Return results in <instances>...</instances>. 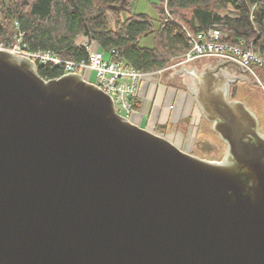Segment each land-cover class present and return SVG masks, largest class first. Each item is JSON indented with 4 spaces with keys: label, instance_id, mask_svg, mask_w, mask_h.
<instances>
[{
    "label": "water",
    "instance_id": "water-1",
    "mask_svg": "<svg viewBox=\"0 0 264 264\" xmlns=\"http://www.w3.org/2000/svg\"><path fill=\"white\" fill-rule=\"evenodd\" d=\"M237 116L224 157L200 158L0 48V264H264V139Z\"/></svg>",
    "mask_w": 264,
    "mask_h": 264
},
{
    "label": "trees",
    "instance_id": "trees-1",
    "mask_svg": "<svg viewBox=\"0 0 264 264\" xmlns=\"http://www.w3.org/2000/svg\"><path fill=\"white\" fill-rule=\"evenodd\" d=\"M134 2L0 0V44L8 45L17 22L28 50H49L81 60L87 52L75 40L84 34L98 43L105 56L115 55L135 69L149 71L188 49L186 31L194 34L215 27L225 41L243 43L264 58V0H160L155 4L157 19L134 12ZM165 8L171 15L167 21ZM148 37H152V46H141ZM37 73L44 79L62 74L60 68L51 66H38ZM258 77L264 81V71L258 70ZM166 129L165 124H157L155 132L165 133Z\"/></svg>",
    "mask_w": 264,
    "mask_h": 264
},
{
    "label": "built area",
    "instance_id": "built-area-1",
    "mask_svg": "<svg viewBox=\"0 0 264 264\" xmlns=\"http://www.w3.org/2000/svg\"><path fill=\"white\" fill-rule=\"evenodd\" d=\"M169 19H171V15L165 8V20ZM75 43L85 48L87 52L86 59H66L49 50H28L24 44V32L15 22V31L11 35L10 42L7 46L0 44V48L28 59L36 67L51 66L60 68L62 72L60 76L78 75L87 83H90L88 82L89 75L94 72L96 79L91 84L112 98L114 109L118 114L139 127L142 125L143 120L142 97L150 79L159 77L177 66L202 58L238 63L246 73L254 78L264 97V81L257 74L258 70L264 71V58L250 48L245 47L243 43L240 45L225 41L222 31L215 27L194 35L188 34L189 47L184 53L171 58L163 67L149 71L135 69L115 55L106 58L99 49L98 43L87 35H79ZM188 96L187 103L184 106V118L194 116L191 110V107H193L192 98L190 95ZM136 103L139 104L138 108L135 107ZM190 123H193V121ZM156 125L153 128L154 132ZM189 128L188 126L187 132L184 134L187 138H191ZM155 133L164 136L163 133ZM180 149L185 152L189 150L186 148Z\"/></svg>",
    "mask_w": 264,
    "mask_h": 264
},
{
    "label": "rangeland",
    "instance_id": "rangeland-1",
    "mask_svg": "<svg viewBox=\"0 0 264 264\" xmlns=\"http://www.w3.org/2000/svg\"><path fill=\"white\" fill-rule=\"evenodd\" d=\"M7 1L3 0L4 3H7ZM155 4H160V0H135L133 10L137 13H144L152 19H157L158 15ZM108 20L110 24H114L112 17ZM140 44L141 46L151 47L152 37L142 39ZM105 57L107 58V56ZM214 60L211 58H202L182 66H177L171 71L160 75L158 78H160L161 83L187 91V81L190 79V73L198 72L203 66L213 63ZM246 77V79L239 81L234 86L233 98L245 103L256 114L260 120L261 130L264 132V97L254 78L248 73ZM95 79V73L93 72L89 75L88 82L93 83ZM194 109H196L195 105L191 107L192 112ZM192 121L193 123H190ZM188 126L190 127L188 130L191 133V138H187L185 135L181 145L183 148L189 149L186 152L208 160H221L224 155L225 144L213 131L211 124L201 117L198 110L195 116H188L180 120L179 128L183 129L182 132H185L183 134H186ZM172 129L173 127L171 126L168 128L169 131Z\"/></svg>",
    "mask_w": 264,
    "mask_h": 264
},
{
    "label": "flooded vegetation",
    "instance_id": "flooded-vegetation-1",
    "mask_svg": "<svg viewBox=\"0 0 264 264\" xmlns=\"http://www.w3.org/2000/svg\"><path fill=\"white\" fill-rule=\"evenodd\" d=\"M220 66L221 67H218L213 73L209 71L206 72V70L191 72L190 79L187 81V88L192 98V105H195L201 117L211 124L213 131L225 144V155L227 148L230 150V146L226 142L227 138L221 137L219 126L223 122L222 118L224 116L230 117V112L236 114L241 110H246L252 113L253 119L251 118V120L246 117L241 119L240 116H237L239 120L238 125L242 124L244 129H241L242 134L238 132L239 128L236 129V132H238V136L245 141V143H255L257 146V142L261 143V139H264V132L261 130L260 120L256 114L251 111L245 103L233 98L234 86L239 81L246 79L247 73L239 72L237 68L231 67L232 65L226 61ZM229 69H232L233 72H228ZM231 107L234 111L230 110ZM258 146L261 147L262 145ZM259 159L264 163V155L260 156ZM226 165L231 170L233 169L234 172H249L246 167H242L246 165H242L233 157L226 160Z\"/></svg>",
    "mask_w": 264,
    "mask_h": 264
},
{
    "label": "crops",
    "instance_id": "crops-1",
    "mask_svg": "<svg viewBox=\"0 0 264 264\" xmlns=\"http://www.w3.org/2000/svg\"><path fill=\"white\" fill-rule=\"evenodd\" d=\"M225 63L222 60H214L211 64H206L199 71L215 72L220 65ZM228 72H233L229 69ZM189 91L175 88L174 86L161 83L160 78L154 77L146 85L144 95L142 97L143 103V120L141 128L153 131L156 124H165L167 126L164 137L175 144L177 147L184 149L182 145L183 136L185 132L179 128L180 120L184 118V106L187 103ZM197 109L193 110L195 116ZM144 124V125H143ZM172 130H168L169 127ZM188 128V127H187Z\"/></svg>",
    "mask_w": 264,
    "mask_h": 264
},
{
    "label": "bare ground",
    "instance_id": "bare-ground-1",
    "mask_svg": "<svg viewBox=\"0 0 264 264\" xmlns=\"http://www.w3.org/2000/svg\"><path fill=\"white\" fill-rule=\"evenodd\" d=\"M207 31V30H206ZM202 32H205V31H202ZM198 33H201V32H198ZM188 34H193V33H190V32H188V31H186V35H187V38H188ZM194 34H197V33H194ZM193 34V35H194Z\"/></svg>",
    "mask_w": 264,
    "mask_h": 264
}]
</instances>
